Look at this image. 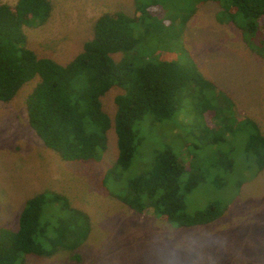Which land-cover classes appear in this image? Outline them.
<instances>
[{"label": "rangeland", "instance_id": "obj_1", "mask_svg": "<svg viewBox=\"0 0 264 264\" xmlns=\"http://www.w3.org/2000/svg\"><path fill=\"white\" fill-rule=\"evenodd\" d=\"M49 1L47 21L23 27L25 45L38 57L67 64L93 37L97 17L121 11L134 19L138 42L130 51L111 54L115 61L193 60L205 84L184 87L169 119L144 115L135 126L139 143L130 165L117 180H104L118 151L113 125L99 162L66 161L28 122L26 101L38 75L11 100L0 101V227L17 229L25 201L40 192L65 197L90 222L76 249L78 261L59 248L49 257L27 254L22 264H264V168L257 171L245 148L252 131L248 120L264 136V31L243 30V15L216 0ZM228 9L235 11L233 18ZM120 93L112 87L101 97L111 120ZM164 148L187 172L203 177L185 196L187 213L219 202L220 217L178 228L151 208L137 213L119 198L127 180L149 170ZM67 213L58 201L48 200L41 221Z\"/></svg>", "mask_w": 264, "mask_h": 264}, {"label": "trees", "instance_id": "obj_2", "mask_svg": "<svg viewBox=\"0 0 264 264\" xmlns=\"http://www.w3.org/2000/svg\"><path fill=\"white\" fill-rule=\"evenodd\" d=\"M246 19L245 31H264V0H216ZM230 18H233V14ZM51 15L49 0H17L14 5L0 1V101L11 100L19 88L35 75L39 81L27 98V118L43 143L61 159L79 163L99 162L107 148L110 127L116 134L117 157L105 178H119L130 165L139 143L136 124L146 113L169 119L178 109L184 87L205 84L196 63L176 60L115 61L111 54L127 52L137 45L134 19L121 11H109L96 18L93 37L67 64L38 57L25 45L23 27L44 24ZM112 87L122 93L114 98L113 120L103 110L101 97ZM192 87L190 88V90ZM251 121V120H250ZM246 151L264 168V136L257 125ZM203 177L187 172L169 149L157 151L150 169L127 180L119 198L137 213H152L174 227L206 225L222 214L219 202L187 213L185 196ZM58 201L67 215L41 221L44 204ZM90 229L88 216L58 194L40 192L28 198L19 214L15 230L0 227V264H22L33 254L52 256L59 248L79 260L77 247Z\"/></svg>", "mask_w": 264, "mask_h": 264}]
</instances>
